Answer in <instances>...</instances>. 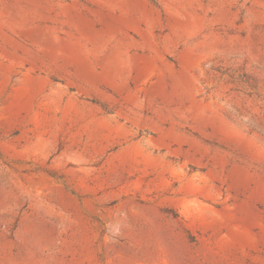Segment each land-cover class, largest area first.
<instances>
[{"label": "rangeland", "instance_id": "1", "mask_svg": "<svg viewBox=\"0 0 264 264\" xmlns=\"http://www.w3.org/2000/svg\"><path fill=\"white\" fill-rule=\"evenodd\" d=\"M0 264H264V0H0Z\"/></svg>", "mask_w": 264, "mask_h": 264}]
</instances>
